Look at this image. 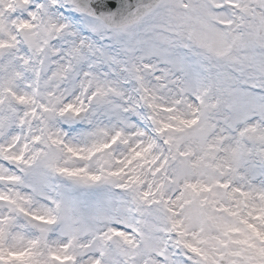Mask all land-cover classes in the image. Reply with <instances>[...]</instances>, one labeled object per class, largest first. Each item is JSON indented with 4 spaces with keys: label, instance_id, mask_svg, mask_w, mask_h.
<instances>
[{
    "label": "snow or ice",
    "instance_id": "6c2138e0",
    "mask_svg": "<svg viewBox=\"0 0 264 264\" xmlns=\"http://www.w3.org/2000/svg\"><path fill=\"white\" fill-rule=\"evenodd\" d=\"M0 264H264V0H0Z\"/></svg>",
    "mask_w": 264,
    "mask_h": 264
}]
</instances>
